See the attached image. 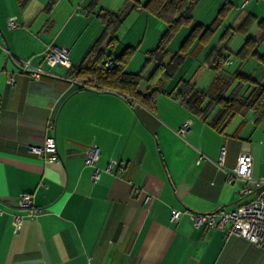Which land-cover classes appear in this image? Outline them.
<instances>
[{
	"label": "crops",
	"instance_id": "0c3cea01",
	"mask_svg": "<svg viewBox=\"0 0 264 264\" xmlns=\"http://www.w3.org/2000/svg\"><path fill=\"white\" fill-rule=\"evenodd\" d=\"M111 1L114 7L105 4ZM240 1L231 0L236 23L228 24L220 40L232 29H254L253 37L264 33V0H248L242 10ZM123 6L124 0H28L24 6L0 0V264H264V249L235 234L194 228L189 217L192 211L231 210L253 197L240 196L242 182L229 183L226 171L245 149L252 156L253 178L264 175V114L257 122L252 112L235 116L220 131L209 123L215 110L201 118L176 95L183 82L196 87L193 76L205 66L213 76L206 87L196 88L210 97L230 92L226 83L240 61L231 54L216 71L213 57L218 51L236 52L246 38L235 51L210 48L229 13L147 108L113 89L81 88L80 80L88 76L74 72L103 31L98 14ZM10 16L17 25L9 28ZM126 18L132 24L123 37L116 32L119 41L111 52L116 56L125 46L136 47L125 71H142L138 90L143 93L154 64L143 67L142 57L157 45L166 25L143 9ZM178 31L168 43V56L187 36ZM47 44L66 49L69 66L47 65ZM263 46L264 39L257 49L264 57ZM252 59L259 63L258 74H247ZM252 59L241 71L264 84V63ZM20 60L50 74L36 79L20 72ZM226 63L233 67L225 68ZM251 88L246 83L240 94ZM48 121L54 123L61 163L45 162L27 149L43 142ZM187 121L182 136L178 130ZM89 144L99 149L96 182L90 179L93 167L84 163ZM111 160L115 164L107 171ZM23 192L32 195L33 215L18 206ZM173 210L181 211L177 221L170 220ZM15 216L22 218L17 231Z\"/></svg>",
	"mask_w": 264,
	"mask_h": 264
},
{
	"label": "trees",
	"instance_id": "16d2710c",
	"mask_svg": "<svg viewBox=\"0 0 264 264\" xmlns=\"http://www.w3.org/2000/svg\"><path fill=\"white\" fill-rule=\"evenodd\" d=\"M27 1L18 0L20 6H24ZM198 2L199 0H124V6L120 11H103L98 14L103 24V31L81 63L74 68L76 76H88V80H80L79 86L86 88L90 84L91 86L96 85L98 88L113 89L129 97L136 105L152 107L157 95L164 91L165 86L181 67L187 55L194 48L201 47L210 41L233 8L231 1L222 2L216 17L208 25H204L199 21L195 23L193 21L192 10ZM139 9H143L147 14L163 21L166 25L157 45L146 52L143 67L149 63H153L154 67L145 77L148 88L143 93L138 90L139 83L144 78L142 71L137 73L125 71L126 64L136 47L125 46L116 56H112L111 52V48L119 41L116 32L123 21L131 11ZM188 25H191V28L187 36L179 48L171 56H168L169 41L180 27ZM260 26L264 30V24L260 23ZM105 39H107V46H102ZM263 39L264 33L258 37L249 36L239 50L234 53L230 52L227 56L222 55L220 51L216 52L213 57L215 63L213 69L216 71L231 54L240 61V66L226 83L228 88L231 86L230 92L227 94L221 92L215 97H210L194 85L183 82L176 95L192 113L201 118H207L215 110L209 123L217 130L223 131L235 116L244 115L247 112H252L254 122H257L264 114V84L252 80L243 74L241 69L252 58L264 63V57L257 50ZM111 58H113L111 66L106 67L104 61L111 60ZM246 83L251 84L252 88L243 97L240 91ZM232 84L234 85L232 86Z\"/></svg>",
	"mask_w": 264,
	"mask_h": 264
},
{
	"label": "built area",
	"instance_id": "2783aa9c",
	"mask_svg": "<svg viewBox=\"0 0 264 264\" xmlns=\"http://www.w3.org/2000/svg\"><path fill=\"white\" fill-rule=\"evenodd\" d=\"M230 1L222 0V2ZM247 2L248 0H241L238 9H242ZM16 25L17 23L14 17L10 16L7 20V26L10 28ZM44 53L47 65L53 66L59 63L63 66H69L68 52L66 49L47 44ZM111 62V60H106L104 61V65L110 67ZM19 71L29 73L36 79L41 78L42 75L50 74L41 67L32 64L29 60H20ZM46 126L49 133L45 136L43 142L39 145L28 146V152L37 155L45 162L61 163L54 136V123L48 121ZM188 126V121L183 123L178 133L183 136ZM98 156L99 149L95 144H89L84 150V163L93 167L90 177L92 182H96L100 175V170L96 166ZM222 162L223 155L220 157L219 164L222 165ZM113 164H115V161L111 160L107 164L106 170L110 171ZM226 180L229 183L240 180L242 182L241 188L239 189L240 196L244 197L253 193V197L231 210L220 208L212 212H189L192 226L194 228L202 227L205 230L218 229L226 237L235 234L245 238L257 247L264 249V175L259 178H253L252 156L248 150L241 149L238 152L235 165L231 170L226 171ZM251 185L256 187L255 190H253ZM135 191H138V189L136 188ZM18 206L27 209L29 215H33L36 212L32 195L28 192L19 194ZM180 213V210H173L170 215V220L177 221ZM21 224L22 218L15 216L13 218L14 230H19Z\"/></svg>",
	"mask_w": 264,
	"mask_h": 264
},
{
	"label": "rangeland",
	"instance_id": "374dc122",
	"mask_svg": "<svg viewBox=\"0 0 264 264\" xmlns=\"http://www.w3.org/2000/svg\"><path fill=\"white\" fill-rule=\"evenodd\" d=\"M104 1H102L103 3ZM222 0H200L197 5L195 6V8L193 9L192 15L194 17V23L197 21H202L205 25L209 24L212 19L215 17L216 12L218 10L219 5L221 4ZM239 0H235V4L238 3ZM104 4V3H103ZM106 5L110 6V7H114L115 4H113V2H105ZM152 17V16H151ZM235 17L236 16V11L233 10L230 15L228 16V18L226 19V21L224 22V24L220 27V29L216 32V34L214 35V37L212 38V40L210 41V48L212 47H216L217 49L222 48L223 46L227 47L228 49H225V52L228 51H235L240 44L245 40V38H247L248 36L253 34V30H247V29H235V30H229V33H227L226 35H224L220 40L221 35L223 34V32L225 31L226 27L228 26V24H235ZM132 24V21L129 18H126L125 21L123 22V24L120 26L119 30H118V37H123L125 35V32H127V28L129 27V25ZM189 26H183L182 28H180V30L178 31L179 35L184 33V37L187 35V30H188ZM191 27V26H190ZM131 29V28H129ZM127 30V31H126ZM124 33V34H123ZM184 39V38H183ZM182 39V40H183ZM125 45V44H124ZM230 49V50H229ZM262 52H264V46L261 49ZM138 52V50H136ZM224 51V50H223ZM139 53H137L138 56ZM142 59L145 61L144 56L142 57ZM233 57L230 58V61L233 62ZM228 62V61H227ZM252 63H250V65H248V69H247V74L248 73H260L259 68L257 69V66H259L258 61L253 60L251 61ZM150 65V64H148ZM147 65V66H148ZM146 66V67H147ZM145 67V68H146ZM233 65H228V63H226V67L227 69L232 68ZM145 68H143L145 71ZM253 71V72H251ZM213 76V70H208V68L205 66L204 68H200L195 72V75L193 76V79L196 81V87L199 89H203L204 87H206L207 81ZM248 113V112H247ZM246 113V114H247ZM241 115V116H245ZM239 115H237L236 117H238ZM237 120V119H235ZM234 120V121H235ZM232 127L234 126L231 125ZM230 127V128H232Z\"/></svg>",
	"mask_w": 264,
	"mask_h": 264
},
{
	"label": "water",
	"instance_id": "95a60500",
	"mask_svg": "<svg viewBox=\"0 0 264 264\" xmlns=\"http://www.w3.org/2000/svg\"><path fill=\"white\" fill-rule=\"evenodd\" d=\"M111 61H113V58H111Z\"/></svg>",
	"mask_w": 264,
	"mask_h": 264
}]
</instances>
